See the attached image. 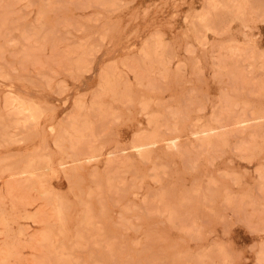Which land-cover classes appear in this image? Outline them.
<instances>
[{
  "label": "rangeland",
  "instance_id": "rangeland-1",
  "mask_svg": "<svg viewBox=\"0 0 264 264\" xmlns=\"http://www.w3.org/2000/svg\"><path fill=\"white\" fill-rule=\"evenodd\" d=\"M0 264H264V0H0Z\"/></svg>",
  "mask_w": 264,
  "mask_h": 264
}]
</instances>
